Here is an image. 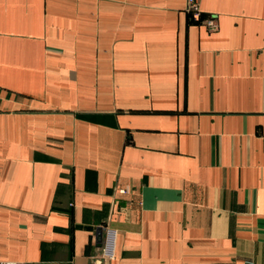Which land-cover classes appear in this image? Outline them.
Segmentation results:
<instances>
[{"label": "crops", "instance_id": "crops-1", "mask_svg": "<svg viewBox=\"0 0 264 264\" xmlns=\"http://www.w3.org/2000/svg\"><path fill=\"white\" fill-rule=\"evenodd\" d=\"M184 5L0 0V262L264 264V0Z\"/></svg>", "mask_w": 264, "mask_h": 264}, {"label": "built area", "instance_id": "built-area-1", "mask_svg": "<svg viewBox=\"0 0 264 264\" xmlns=\"http://www.w3.org/2000/svg\"><path fill=\"white\" fill-rule=\"evenodd\" d=\"M184 10L193 20H201L208 29L216 28V20L212 15L200 17L198 0H185ZM124 191V189H120ZM118 229L111 224H104L102 229L101 247L94 257L98 264H108L116 256ZM0 264H16L14 261H1ZM243 264H254L251 260H245Z\"/></svg>", "mask_w": 264, "mask_h": 264}, {"label": "water", "instance_id": "water-1", "mask_svg": "<svg viewBox=\"0 0 264 264\" xmlns=\"http://www.w3.org/2000/svg\"><path fill=\"white\" fill-rule=\"evenodd\" d=\"M102 229H103V226H99L98 232L96 235V244L99 246V249L101 247ZM91 264H98V261L94 256L91 258Z\"/></svg>", "mask_w": 264, "mask_h": 264}]
</instances>
